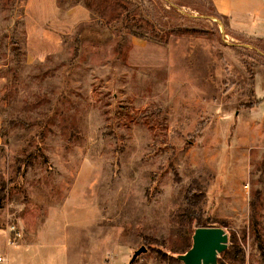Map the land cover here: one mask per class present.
Instances as JSON below:
<instances>
[{
  "label": "rangeland",
  "instance_id": "obj_1",
  "mask_svg": "<svg viewBox=\"0 0 264 264\" xmlns=\"http://www.w3.org/2000/svg\"><path fill=\"white\" fill-rule=\"evenodd\" d=\"M189 187L217 263L264 264L263 38L210 0H0L2 260L166 264Z\"/></svg>",
  "mask_w": 264,
  "mask_h": 264
},
{
  "label": "water",
  "instance_id": "obj_2",
  "mask_svg": "<svg viewBox=\"0 0 264 264\" xmlns=\"http://www.w3.org/2000/svg\"><path fill=\"white\" fill-rule=\"evenodd\" d=\"M228 236L222 227H196L191 236V246L177 258L183 264H217V257L227 248ZM147 248L142 245L135 249L128 261L133 264Z\"/></svg>",
  "mask_w": 264,
  "mask_h": 264
},
{
  "label": "crops",
  "instance_id": "obj_3",
  "mask_svg": "<svg viewBox=\"0 0 264 264\" xmlns=\"http://www.w3.org/2000/svg\"><path fill=\"white\" fill-rule=\"evenodd\" d=\"M215 10L230 18L234 29L264 39V0H210ZM0 264H21L3 257Z\"/></svg>",
  "mask_w": 264,
  "mask_h": 264
},
{
  "label": "trees",
  "instance_id": "obj_4",
  "mask_svg": "<svg viewBox=\"0 0 264 264\" xmlns=\"http://www.w3.org/2000/svg\"><path fill=\"white\" fill-rule=\"evenodd\" d=\"M204 192L202 190H198L196 187H189L184 200H185V207L182 209L178 210L176 213L177 216L182 217L183 219L185 218H191L194 217L196 218V227H206L208 226L209 223L212 222V219L210 218H204L202 217L203 212L201 210H196L194 207L198 206V204L202 201L203 199ZM259 250L261 253L264 255V248L259 242ZM230 251V247L226 248L221 255L223 257H228V252ZM157 255L159 259H162L166 262V264H183L177 256L157 251ZM178 255V254H177ZM217 264H224L222 262H218Z\"/></svg>",
  "mask_w": 264,
  "mask_h": 264
},
{
  "label": "built area",
  "instance_id": "obj_5",
  "mask_svg": "<svg viewBox=\"0 0 264 264\" xmlns=\"http://www.w3.org/2000/svg\"><path fill=\"white\" fill-rule=\"evenodd\" d=\"M16 234H17V233H16ZM17 235H19V233H18ZM0 260H1V258H0Z\"/></svg>",
  "mask_w": 264,
  "mask_h": 264
}]
</instances>
